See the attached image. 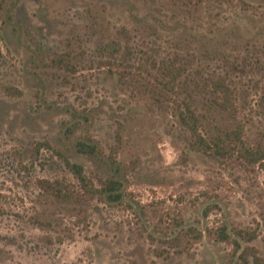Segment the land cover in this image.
Wrapping results in <instances>:
<instances>
[{
	"label": "rangeland",
	"instance_id": "1",
	"mask_svg": "<svg viewBox=\"0 0 264 264\" xmlns=\"http://www.w3.org/2000/svg\"><path fill=\"white\" fill-rule=\"evenodd\" d=\"M166 64L180 75L165 95ZM189 101L203 137L240 124L264 147V0H0V264H242L238 229L264 260V169L195 149ZM88 139L98 154L78 150ZM66 159L94 188L121 178L124 200L84 190Z\"/></svg>",
	"mask_w": 264,
	"mask_h": 264
},
{
	"label": "trees",
	"instance_id": "2",
	"mask_svg": "<svg viewBox=\"0 0 264 264\" xmlns=\"http://www.w3.org/2000/svg\"><path fill=\"white\" fill-rule=\"evenodd\" d=\"M165 75L167 77L161 80L160 92L169 94L170 91H175L176 83L180 75V68H177L174 64H166L163 67ZM213 92L217 95V103L233 116L237 113V104L233 89L227 83V80L223 76H219L213 79ZM204 116L195 109L192 102H185L184 108L181 110V119L187 128L196 136L192 145L195 149L209 152L215 151L216 154L230 156L235 149H239L242 156L250 163H260L264 169V147L259 145L256 148L249 147L245 144L242 138L243 127L239 124L233 130L227 131L224 135H217L212 139L203 137L199 133L201 125H203ZM77 148L82 153L98 154L99 146L94 140H79L77 142ZM66 165L69 170L78 179L80 186L87 192L98 191L105 199L113 202L123 201L125 198L124 183L121 178L111 176L105 179L100 188H94L88 183V178L85 173L83 165L73 162L70 159H66ZM43 187L53 192L59 199H70L77 196V192L74 186L70 183L62 182L60 180L42 181ZM190 231H195V238H200L203 235L202 231H197L195 228L185 229L181 228L173 239L180 240L187 237ZM219 238L222 241H227L232 238L231 234L227 231V228L220 227L218 229ZM238 238L233 239L235 243L236 251L239 253V257L242 264L249 262V255L253 257L256 264H264V260L258 255L257 250L253 246H242V240L252 241L257 237L258 233L254 229H238L236 230Z\"/></svg>",
	"mask_w": 264,
	"mask_h": 264
}]
</instances>
